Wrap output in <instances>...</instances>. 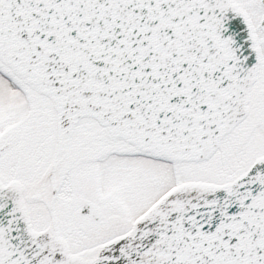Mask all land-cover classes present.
I'll return each instance as SVG.
<instances>
[{
	"label": "snow or ice",
	"instance_id": "6c2138e0",
	"mask_svg": "<svg viewBox=\"0 0 264 264\" xmlns=\"http://www.w3.org/2000/svg\"><path fill=\"white\" fill-rule=\"evenodd\" d=\"M0 264H264V0H0Z\"/></svg>",
	"mask_w": 264,
	"mask_h": 264
}]
</instances>
